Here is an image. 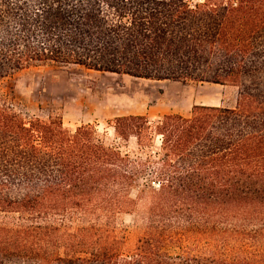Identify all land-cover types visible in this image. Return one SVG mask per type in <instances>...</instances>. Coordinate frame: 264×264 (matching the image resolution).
Returning <instances> with one entry per match:
<instances>
[{"label": "trees", "instance_id": "16d2710c", "mask_svg": "<svg viewBox=\"0 0 264 264\" xmlns=\"http://www.w3.org/2000/svg\"><path fill=\"white\" fill-rule=\"evenodd\" d=\"M74 67L234 86L238 103L116 117L122 152L0 98V264H264V0H0L1 97L26 70ZM138 198L144 237L123 252ZM196 242L214 251L165 250Z\"/></svg>", "mask_w": 264, "mask_h": 264}, {"label": "rangeland", "instance_id": "374dc122", "mask_svg": "<svg viewBox=\"0 0 264 264\" xmlns=\"http://www.w3.org/2000/svg\"><path fill=\"white\" fill-rule=\"evenodd\" d=\"M200 1V0H194ZM4 100L15 104L22 114H46L39 108L60 109L64 127L74 132L85 124L96 126L99 136L122 152L136 150L132 142L125 145L114 136L109 122L119 116L143 113L152 120L162 114L189 116L194 105H213L222 100L226 107L234 106L237 89L211 84L184 85L173 81H150L127 75L98 73L81 67L26 70L15 78L3 81ZM162 105V107H160ZM159 146L157 142L152 150ZM141 184V183H140ZM133 197L137 192L132 193ZM147 203L138 198L134 214L125 216L126 240L123 252H129L144 237V212ZM166 251L208 255L214 244L208 242L183 243L168 246ZM228 256V255H227ZM230 256V255H229Z\"/></svg>", "mask_w": 264, "mask_h": 264}, {"label": "crops", "instance_id": "0c3cea01", "mask_svg": "<svg viewBox=\"0 0 264 264\" xmlns=\"http://www.w3.org/2000/svg\"><path fill=\"white\" fill-rule=\"evenodd\" d=\"M211 85H216V84H211ZM216 86H220V87H223V88H235V89H237L235 104H234V106L233 105L232 106H229V108H236L237 107V103H238V88L237 87H234V86H222V85H216ZM196 105H194V106H196ZM207 106L226 107V105L224 104V102L222 100H219L218 102H215L213 105H207ZM160 107H162V105H160ZM139 114L140 115H146V114H143V113H139ZM168 114H171V113L162 114L158 118H160L161 116H164V115H168ZM179 115H181V114H179ZM146 116H148V115H146Z\"/></svg>", "mask_w": 264, "mask_h": 264}]
</instances>
